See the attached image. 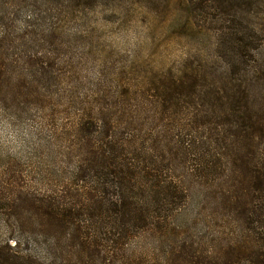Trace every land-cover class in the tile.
<instances>
[{
    "label": "trees",
    "instance_id": "trees-1",
    "mask_svg": "<svg viewBox=\"0 0 264 264\" xmlns=\"http://www.w3.org/2000/svg\"><path fill=\"white\" fill-rule=\"evenodd\" d=\"M27 1L0 0V109L6 112L10 108L7 103L13 104V117L15 112L23 113L24 107L19 106L22 102L42 111L51 95L45 87L50 81V85H57L54 81L58 83L64 74L53 47L62 44L56 37L61 20L59 0H39L41 5H37L38 0ZM224 1L232 5L243 0ZM213 2L235 18L226 11L229 5H222L221 0ZM24 10L28 14L22 16ZM193 70L160 78L155 82L153 101L154 108L167 106L162 111L177 104L192 106L191 118L185 121L193 125L192 139L187 142L175 140L171 144L163 136V148L151 144L155 128H141L138 104L128 111L123 123L107 108H95L91 101L78 109L73 127L79 147L69 173L74 181L85 184L72 188L74 192L63 190L69 198L64 193L61 199L54 191L25 190L26 194L19 197L21 192L10 189L9 194L15 196L11 203L19 200L17 209L35 217L37 223L25 241H32L31 246L35 243L45 253L34 256V251L17 239L0 249V264H264V100L255 102L250 94L256 75L253 72L246 78L242 73V77L230 78L225 68L219 74L205 65ZM37 126L42 128L40 123ZM48 138L53 139L51 133ZM191 146L197 150L192 156L197 163L186 167L176 160L182 149L189 152ZM208 174L211 176L207 179ZM215 174L219 175L215 178ZM188 176L210 181V190L237 215L242 232L218 246L181 237L185 230L174 220L185 210L183 177ZM79 202L77 207L83 211L80 216L93 215L87 218L90 223L73 222L72 211ZM11 212L21 223L24 214ZM97 219L104 220L101 236L113 227L120 251L110 246V250L102 248L101 252L103 236L98 235L99 242L93 239ZM136 235L155 236L170 242V246L163 257L155 252H124L126 241ZM73 248L75 258L60 257ZM21 249L32 252V256L24 257Z\"/></svg>",
    "mask_w": 264,
    "mask_h": 264
},
{
    "label": "rangeland",
    "instance_id": "rangeland-1",
    "mask_svg": "<svg viewBox=\"0 0 264 264\" xmlns=\"http://www.w3.org/2000/svg\"><path fill=\"white\" fill-rule=\"evenodd\" d=\"M41 2L38 0L37 5ZM221 2L229 5L224 0ZM57 6L61 20L57 22L56 37L62 44L53 47L59 56L58 67L64 74L58 83L54 81L57 85H50V81L45 87V92L51 94L48 104L37 112L32 103L22 102L19 106L24 107L23 113L15 112L14 117L13 104L7 103L10 108L6 112L0 109V249L18 239L34 251L21 249L24 257L43 256L45 252L35 243L31 246L32 241H25L37 223L35 217L17 209L15 203L19 204V200L11 203L14 195L9 194L10 189L21 192L19 197L26 194L25 190L54 191L56 198L61 199L64 191L74 192L72 188L85 184L74 181L69 173L79 147L73 123L84 103L91 101L95 108H107L120 123L127 120L128 111L138 104L136 110L142 118L139 125L143 124L144 130L154 127L151 144L163 148V136L171 144L175 140L192 139L193 125H186L185 121L191 118L193 108L186 103L163 111L165 104L154 108L155 82L162 77L180 70L189 73L202 65L219 74L225 68L230 78L242 77V73L251 78L254 72L256 77L250 86L252 100H264V0H243L229 5L226 11L233 13L232 19L213 0H59ZM25 14L27 10L22 16ZM221 14L226 15L221 19ZM226 25L229 28H224ZM139 125L137 129H141ZM50 133L53 139L48 138ZM185 149L178 153L176 161L190 167L197 163L192 157L197 150L194 146L191 151L187 147L189 152ZM216 175L219 174L215 178ZM183 179L186 206L174 220L185 230L182 238L195 239L200 245L218 246L227 237L243 231L237 215L223 206L219 196L210 190L213 188L210 181L203 182L194 176ZM84 199L81 203L85 204ZM81 203L75 206L71 218L73 222L90 223L87 218L93 215L80 216L83 211L77 206ZM13 210L24 214L21 223L9 214ZM102 221L97 219L94 223L97 232L94 231L93 239L98 241V235L103 236L98 241L102 253V248L110 250V246L120 251L121 243L113 235V227L102 236L99 233L103 231ZM60 230L65 235L63 227ZM161 240L136 235L126 241L123 251L134 255L155 252L157 257H163L170 242ZM74 249L66 256L59 252L60 257L76 256Z\"/></svg>",
    "mask_w": 264,
    "mask_h": 264
}]
</instances>
